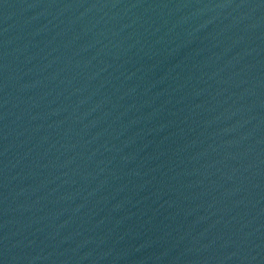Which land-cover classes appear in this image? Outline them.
I'll use <instances>...</instances> for the list:
<instances>
[{
	"label": "water",
	"instance_id": "95a60500",
	"mask_svg": "<svg viewBox=\"0 0 264 264\" xmlns=\"http://www.w3.org/2000/svg\"><path fill=\"white\" fill-rule=\"evenodd\" d=\"M0 264H264V0H0Z\"/></svg>",
	"mask_w": 264,
	"mask_h": 264
}]
</instances>
